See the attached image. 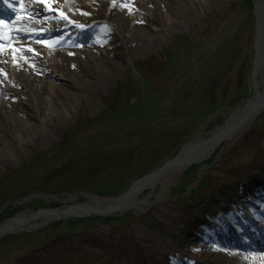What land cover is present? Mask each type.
I'll list each match as a JSON object with an SVG mask.
<instances>
[{
  "label": "rangeland",
  "instance_id": "1",
  "mask_svg": "<svg viewBox=\"0 0 264 264\" xmlns=\"http://www.w3.org/2000/svg\"><path fill=\"white\" fill-rule=\"evenodd\" d=\"M32 1L31 7L21 4L27 0H16L12 8L0 3V21L8 23L17 14L31 27L27 43L43 40L36 35L39 32L33 21L39 17L35 10L57 14L58 0ZM193 1L80 0L77 13H71L74 24L83 29L79 40H62L50 49L43 45L52 52L51 59L30 45L36 49L34 60L41 61L39 69L46 61L58 62L49 69L62 76L61 80L43 78L54 85L40 92L42 100L35 97L38 88L34 92L33 86L11 82L0 72V88L5 87L8 94L0 92V225L18 215L83 204L93 197L118 198L129 190L130 175L146 170L150 174L186 145L208 139L250 98L264 91L262 74L258 72L252 81L251 73L256 36L253 0H212L191 8ZM260 2L264 27V0ZM182 11L189 12L185 19L180 16ZM113 20L128 22V26L116 33ZM46 24L52 25L51 20ZM75 30H68L70 36L79 33ZM95 32L101 35V42L94 45ZM181 37L191 41L169 59L168 50ZM18 38L19 42L25 39ZM137 39L144 41L141 46L133 42ZM82 47L91 50L85 53ZM18 56L31 57L19 44L5 59L12 64ZM225 74L235 81L223 102L226 109L206 115L209 110L199 109V93ZM196 76L198 84L193 87ZM146 86L153 100L146 122L154 128L162 123L186 127L181 132L184 145L173 151L174 142L162 139L157 145L158 157L151 154L155 146L151 136H136L130 143L125 123L103 115L104 101L110 96L130 99ZM189 88L194 94L186 102L187 110L201 113L194 112L190 122L176 121L181 116L176 101ZM51 100L57 104L49 108L46 118H39L37 110ZM211 123L218 124L209 130ZM134 147L139 151L126 159L111 154ZM154 161L158 164L151 169ZM207 162L190 173L183 192L174 177L164 186L144 192L138 198L140 206L130 211L51 222L6 235L0 239V264H157L159 260L162 264H219L194 250L183 252L186 256L179 260L176 252L184 250L180 243L186 237L181 228L196 236L194 246L215 244L232 249L221 241L238 240L244 247L241 253H254L256 263L264 264V243L255 251L248 248L261 244L264 237V186L254 185L257 177L264 179V109ZM253 185L254 192L243 197L245 189ZM95 191L105 195L115 191L116 195L99 198ZM224 192L229 199H240L243 210L232 211ZM193 215L200 224H186Z\"/></svg>",
  "mask_w": 264,
  "mask_h": 264
},
{
  "label": "bare ground",
  "instance_id": "2",
  "mask_svg": "<svg viewBox=\"0 0 264 264\" xmlns=\"http://www.w3.org/2000/svg\"><path fill=\"white\" fill-rule=\"evenodd\" d=\"M80 0H58L55 4V9L57 10V14L53 16L50 12L44 10H35L34 14L39 17L38 21H33L38 29L36 35L43 40H39L38 42L27 43L32 34L28 31L29 26L22 23L25 21L22 17L15 14L14 18L11 19L8 23L4 22L0 25V64L3 65V68H0V72L3 73L7 80L11 82H17L19 84H29L33 86L34 92L35 89L38 88L37 92H35V97L38 99L43 96H40V92L43 90V93L46 91V86L50 84L54 85V82L47 83L43 80L44 77L47 79H62V76L57 72L55 75L51 73L50 68L57 67L58 62H54L52 64H48L47 61L44 63L42 68L39 69L40 60L36 61L32 56L35 54L36 49H39L41 53L45 56V58H50L52 52L44 49L43 45L50 49L53 45H61L62 43H58L62 40L65 41H74L79 40L81 37V33L83 29L78 27V25L74 24L75 22L71 19V13H77V6L79 5ZM143 2H150L151 0H140ZM170 1V0H169ZM212 0H196L190 4L191 8L200 7L201 5L210 4ZM29 3H34L32 0H27V5L21 3L23 6L31 7ZM255 14L257 17V26H256V37H255V48L257 57L254 60V70L253 76L258 72H261L264 59L262 57L263 52V43H264V35H263V27L261 24V15L259 12L260 0H256L254 2ZM142 8H145L144 5H141ZM19 9L22 8L18 7ZM111 9H109V13ZM189 12L182 11L180 16L184 18L187 16ZM185 19V18H184ZM47 20H51L52 25L46 24ZM115 27V32L121 34L125 28L128 26V22L121 24L120 22H116L113 20L111 22ZM78 27V28H77ZM76 29L71 36L69 29ZM33 29V28H32ZM51 31V33L49 32ZM147 31H151V29H147ZM59 35V37H55ZM25 38L24 41L19 42V38ZM95 36L97 39L93 40L94 45L100 40L101 35L95 32ZM67 38V39H66ZM90 41V40H89ZM137 46H141L142 42L140 39L136 41ZM21 44L24 50L30 52L31 57L27 56H18L12 62V64H8L6 61L7 53L9 50H12L16 45ZM32 46H37L36 49H33ZM55 45V46H56ZM93 45V46H94ZM100 45V43H99ZM81 51L87 53L89 48L82 47ZM51 59V58H50ZM5 65V66H4ZM39 70V71H38ZM38 71V72H36ZM1 94L7 96L5 87L0 88ZM42 93V95H43ZM0 94V95H1ZM18 99V98H15ZM44 101V100H43ZM44 106L37 110V115L39 118H46L49 115V108L54 106L56 103L55 100H51L49 103H44ZM2 105H0L1 108ZM264 109V91L260 94H256L254 97L250 98L247 103L235 111L231 117L226 121V123L218 128L208 139L206 140H196L186 148H184L181 153L169 164H167L160 171L151 174L141 180L135 182L130 189L121 195L119 198L110 199V200H99V199H90L88 202L83 204H77L73 206H66L62 209H50V210H38L33 213L18 215L2 225H0V239L6 235H16L18 233L27 232L32 230V228L39 225H46L51 222H58L67 219L73 218H88V217H100V216H109L113 213L130 211L134 208L140 206L138 198L146 191H152L155 187L161 185L164 186L168 183L169 180L173 179L178 174L185 172L186 169L193 165H199L205 161H207L213 153L223 144L230 141L234 135L243 128L246 124L252 121L262 110ZM1 110V109H0ZM25 114V112H22ZM35 116V120H36ZM254 183L255 186L262 187L264 186V179H257ZM259 183V184H258ZM249 186L245 189V195H251L255 187ZM224 196L228 198L226 192H224ZM241 198L246 200L245 198ZM229 199V198H228ZM231 202V203H230ZM230 207L232 211H237L239 207V211L243 209L240 208V199L232 200L229 199ZM209 216V215H208ZM186 224H200L199 217L191 216L188 220L185 221ZM38 223V224H32ZM184 228L180 230L186 237L182 239L181 247L184 249L181 251H177L176 254L180 257L186 256L182 254L183 252H192L193 250L196 252H201L202 255H206L209 258L217 260L219 264H257V255L254 253L251 254H243L240 251L244 249V247L234 240H222L221 242L229 245L232 249L225 246H218L215 244H209L206 246L205 244H201L200 246H194V239L196 236L191 235L190 232H184ZM261 244L259 245H249L251 251H255L262 247L264 243V237L261 239ZM186 250V251H185ZM157 264H162V261L159 260ZM185 264V263H180Z\"/></svg>",
  "mask_w": 264,
  "mask_h": 264
},
{
  "label": "trees",
  "instance_id": "3",
  "mask_svg": "<svg viewBox=\"0 0 264 264\" xmlns=\"http://www.w3.org/2000/svg\"><path fill=\"white\" fill-rule=\"evenodd\" d=\"M248 1V0H247ZM248 7V6H247ZM198 81H197V76L192 79V86L195 87L197 86ZM235 85V81L230 79L228 75H222L219 79H216L210 83L209 86L205 87L207 88L206 91L203 93H199V98H200V106L199 109L203 110H209L208 114L210 115L213 112H216L217 109L223 108L226 109V107L223 106V102L227 99L229 94L232 92L233 88ZM146 89V90H145ZM143 92H140L137 90V95H135L133 98H125L122 100H118V95L115 94L113 96H110L108 99L104 101V113L103 115L108 116L112 115L110 118L116 117L118 121H122L125 123V127L127 129V137L130 138V143H132V140L136 136L144 135L146 134L147 136H151V139L153 140V144L155 145L153 147V150L151 154H154V157H158V153L160 151V147L157 146L161 142L162 139L166 140L168 139V143H173L174 142V147L173 151H176L178 148H180L186 141H181L182 135L181 132L182 130L186 129V127L181 124V125H174V126H165L163 123L158 124L156 128L152 126L150 123L146 122V119L150 116L151 113V108L153 104L152 98L149 97L150 91L147 89V86L145 87ZM245 89H242L243 95L246 93ZM194 94V91L192 88H189L186 93L182 94L179 96V100L176 101V105L178 108L181 110V113L177 119L182 122H190L192 118V114L194 112H199L201 113V110H187L188 107L186 106V102L188 100L192 99V95ZM232 98L235 99L236 95L231 94ZM234 95V96H233ZM109 99H112L114 101V106L111 104ZM122 119H119V118ZM178 124V123H177ZM215 124L218 123H211L208 127L210 130ZM141 125V126H140ZM124 127V126H123ZM165 136V137H164ZM135 150L139 151V149L130 148L129 151L127 152H113L111 154H115L122 159H126L128 156L131 157ZM110 154V157H111ZM171 156V155H170ZM112 159V157H111ZM112 163H115L114 160L112 159ZM155 163V164H154ZM116 164V163H115ZM154 165H152L151 169L154 168L158 163L157 161L153 162ZM121 167V165H119ZM194 170L192 168L191 170L188 171V173L185 174V178H190V173ZM148 171H142L138 174V176H131L129 177V181L132 179H138L145 174H147ZM75 183V182H72ZM109 187V185H108ZM97 196H114V192H107L106 195L102 194L100 191H95L94 193Z\"/></svg>",
  "mask_w": 264,
  "mask_h": 264
},
{
  "label": "snow or ice",
  "instance_id": "4",
  "mask_svg": "<svg viewBox=\"0 0 264 264\" xmlns=\"http://www.w3.org/2000/svg\"><path fill=\"white\" fill-rule=\"evenodd\" d=\"M14 2H16V0H0V3L6 4L9 8L13 7ZM37 2L45 3V0H37ZM13 11H15L14 8H13ZM3 23H4V21H0V25H2Z\"/></svg>",
  "mask_w": 264,
  "mask_h": 264
},
{
  "label": "water",
  "instance_id": "5",
  "mask_svg": "<svg viewBox=\"0 0 264 264\" xmlns=\"http://www.w3.org/2000/svg\"><path fill=\"white\" fill-rule=\"evenodd\" d=\"M256 57H257V53H256ZM262 73L264 75V64H263V67H262Z\"/></svg>",
  "mask_w": 264,
  "mask_h": 264
}]
</instances>
